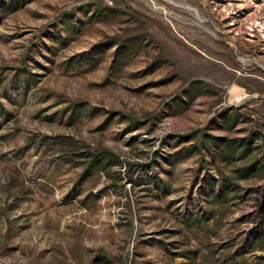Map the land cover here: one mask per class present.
Here are the masks:
<instances>
[{
    "label": "rangeland",
    "instance_id": "374dc122",
    "mask_svg": "<svg viewBox=\"0 0 264 264\" xmlns=\"http://www.w3.org/2000/svg\"><path fill=\"white\" fill-rule=\"evenodd\" d=\"M0 264H264V0H0Z\"/></svg>",
    "mask_w": 264,
    "mask_h": 264
},
{
    "label": "trees",
    "instance_id": "16d2710c",
    "mask_svg": "<svg viewBox=\"0 0 264 264\" xmlns=\"http://www.w3.org/2000/svg\"><path fill=\"white\" fill-rule=\"evenodd\" d=\"M104 162H110L113 166L120 164L119 160L114 159V157H112L109 153H97L93 154L89 166H101L104 165Z\"/></svg>",
    "mask_w": 264,
    "mask_h": 264
}]
</instances>
